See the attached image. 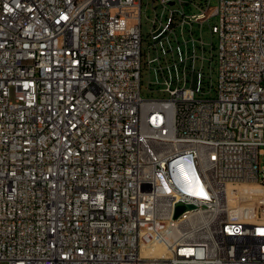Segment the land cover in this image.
<instances>
[{"label":"built area","instance_id":"1","mask_svg":"<svg viewBox=\"0 0 264 264\" xmlns=\"http://www.w3.org/2000/svg\"><path fill=\"white\" fill-rule=\"evenodd\" d=\"M144 1L0 0V263L264 264V0Z\"/></svg>","mask_w":264,"mask_h":264},{"label":"rangeland","instance_id":"2","mask_svg":"<svg viewBox=\"0 0 264 264\" xmlns=\"http://www.w3.org/2000/svg\"><path fill=\"white\" fill-rule=\"evenodd\" d=\"M147 0L144 1L146 3ZM217 5V0H212V6ZM152 15V10L146 9L144 7V11L142 14V35H143V43H142V49L145 51L148 47V34L150 31V25L148 21V17ZM217 23V18H213L211 21V24H205L204 28L202 29V35L205 40L210 46L211 43H214V45L217 46L218 39L215 35L211 33V26ZM197 33H200L199 29L197 28ZM209 51L207 53V57L210 58V47H208ZM217 52H214V55H216ZM209 64L207 62V71H209ZM211 75H212V83L214 85V88L216 89L217 83H218V75H219V65L217 62V58L214 56V60L212 61L211 65ZM149 75L144 70L142 73V89H141V95L144 99H157V98H168V93H163L158 90V86L154 87V91L149 90ZM215 89L211 91L210 95L211 97L216 96ZM262 151L264 152V147H262ZM260 163L261 166L264 167V154L260 155ZM246 184H256L258 186H262L257 183H239V184H233L228 185L226 192L223 196V201L229 203L232 206V209H237L236 211L244 213L245 209H248L250 212L253 213V217L255 218H264V215L262 217L261 212L264 213V195L261 197H252L249 196L248 193H245L243 190L244 186ZM262 188V187H261ZM264 188V186H263ZM242 192V193H241ZM241 193V194H239ZM242 196V197H241ZM228 199V200H227ZM260 215H257V214ZM255 214V215H254ZM259 216V217H258ZM150 239L153 240L152 244L159 245L161 242V238H157L155 234L150 236ZM167 239L170 240L171 237L167 235ZM156 240H159V242H155ZM164 241V240H163ZM153 250V249H151ZM157 253V252H156ZM158 255V253L156 254ZM0 264H8L5 262H1Z\"/></svg>","mask_w":264,"mask_h":264},{"label":"bare ground","instance_id":"3","mask_svg":"<svg viewBox=\"0 0 264 264\" xmlns=\"http://www.w3.org/2000/svg\"><path fill=\"white\" fill-rule=\"evenodd\" d=\"M262 187V188H261ZM244 190V192L245 193H248V195L249 196H252V197H261L262 195H264V188H263V186H258V185H256V184H246L245 186H244V188H243ZM242 193V192H241ZM241 193H239V194H241ZM242 197V196H241ZM228 200V199H227ZM245 209V211H244V214H249L250 215V213H248L247 212V209L246 208H244ZM252 213V212H251ZM251 215H253V213L251 214ZM255 215V214H254ZM257 215H260L259 213L257 214ZM261 215H262V217H263V215H264V213H262L261 212ZM259 217V216H258ZM261 219H264V218H261ZM153 235V233H151V232H148L147 234H146V236H145V238H144V242H143V246H144V248H145V250L146 249H148L149 247H151V246H156V247H159L158 249H159V251L157 252L158 253V255H162V254H164L165 253V251H166V242H165V240L163 241V240H161V242L159 243V245H154V244H152V242H154L153 240H151L150 239V236H152ZM155 242H159V240H156ZM152 248V247H151ZM155 249V248H154ZM157 249V250H158ZM150 252H151V250H149ZM155 251H153L152 250V254H157Z\"/></svg>","mask_w":264,"mask_h":264},{"label":"water","instance_id":"4","mask_svg":"<svg viewBox=\"0 0 264 264\" xmlns=\"http://www.w3.org/2000/svg\"><path fill=\"white\" fill-rule=\"evenodd\" d=\"M193 205H183V204H178L176 207V213H175V219L178 218L183 212L186 210L193 209Z\"/></svg>","mask_w":264,"mask_h":264}]
</instances>
